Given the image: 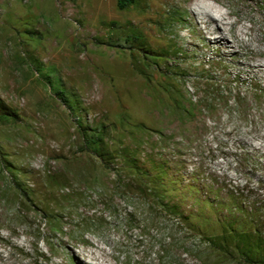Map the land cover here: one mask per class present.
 <instances>
[{
	"label": "rangeland",
	"instance_id": "1",
	"mask_svg": "<svg viewBox=\"0 0 264 264\" xmlns=\"http://www.w3.org/2000/svg\"><path fill=\"white\" fill-rule=\"evenodd\" d=\"M205 4L234 23L220 51L196 26ZM252 27L261 40L255 53L234 39ZM165 77L173 93L160 88ZM257 86L264 88V0H141L127 12L117 0H0V264H99L97 245L117 264H239L153 203L140 178L149 182V171L171 164L169 176L187 186L203 170L217 202L236 187L254 210L264 199ZM239 96L248 124L233 118ZM170 99L193 103L195 119L183 126ZM101 131L115 153L104 167L92 150ZM123 148L136 169L123 165ZM204 181L199 201H216ZM197 206H182L193 213L188 225L209 230L195 217L208 218L209 209Z\"/></svg>",
	"mask_w": 264,
	"mask_h": 264
},
{
	"label": "trees",
	"instance_id": "2",
	"mask_svg": "<svg viewBox=\"0 0 264 264\" xmlns=\"http://www.w3.org/2000/svg\"><path fill=\"white\" fill-rule=\"evenodd\" d=\"M140 3L141 0H117V7L120 12H127L131 8L139 6ZM150 58L161 59V57L156 56H149V59ZM155 65L158 64L155 63ZM149 68H151L150 63ZM166 78L167 77L163 80V85L161 84L160 88L162 89L165 87L164 92L173 93L174 84L170 78ZM238 80H240V78L239 76H236L233 83L235 82L236 84ZM257 87L258 89H255L254 95L262 97L264 88H259V86ZM170 100L172 101L170 114L172 111L175 112V117L181 119V124L183 126L195 119L196 111L193 103L184 100V103L177 105L176 101L172 99ZM232 108L234 109L232 112L234 119L236 117L241 121L240 123H247L246 121H251L245 111L242 97L239 96L234 98ZM116 129L119 128L116 126ZM101 132V137H99V135L93 136L92 150L97 154L102 166L104 167L105 165L109 166L113 161H115V153L111 151V147L108 143L106 144L103 139H106L105 131ZM162 133L163 132H158L160 135ZM149 134L152 135L151 129H149ZM187 139L190 141L189 138ZM127 150L123 148L119 152L123 165L128 168L136 169L138 166L136 159L135 157H132ZM245 161L249 164L246 159ZM149 162H152L150 157ZM170 166L171 164L169 166H164L160 163V165H157V170L152 169L149 171V182L144 177L140 178V182L143 184L142 186L149 183V197L152 198L153 203L156 205H162L163 208H166V213L171 217L186 222L188 228L195 232L199 236L200 240L208 244L209 248L217 255L222 256V258L229 259L230 261H234L239 264H264V199L255 205L254 210L252 209L249 211L246 207L247 203L242 201V192L244 190L234 187L228 191L229 194L226 200L217 202L215 192L218 191V189L216 191L213 190V183L210 179L205 178L203 170L200 171L197 169L192 174V182H190L187 186H183L181 185L180 179H175L174 177L169 176L168 172L171 169ZM139 171L142 172L141 169H139ZM138 174L142 175V173ZM201 180H206L203 182V189L209 186L207 193L215 196L216 201L210 202L207 199L206 201H199L198 196L200 192L197 189L196 184ZM15 183L17 184L18 182ZM17 186L19 189L18 191H21L19 193V197L25 198V194L27 193L22 191L20 185ZM126 194H130V192H127ZM174 199L178 200V202L173 203ZM186 201H193L195 205H198L197 208L202 206L200 210H204L205 208L209 209L208 218L204 217L203 212H198L195 215L196 221H198V219H202L204 223L211 224L212 227L209 228V230L203 231L204 227L202 226L204 225L199 223H196L194 226L188 225L193 213L187 214V212L182 210V206ZM212 217L216 219L213 220Z\"/></svg>",
	"mask_w": 264,
	"mask_h": 264
},
{
	"label": "bare ground",
	"instance_id": "3",
	"mask_svg": "<svg viewBox=\"0 0 264 264\" xmlns=\"http://www.w3.org/2000/svg\"><path fill=\"white\" fill-rule=\"evenodd\" d=\"M201 10L203 11H207L208 13H206L204 15V19L201 23H197L196 22V26L200 27V26H204L205 31L206 32H201V37L203 38V40H208L211 44H216L219 45V51L221 49L227 48V44H228V38L227 35L230 34L231 32H233L234 29V23H230L229 22V15L230 14H222L219 13V19L215 18L214 16H212L210 13H213V9L210 5L205 4L201 7ZM210 12V13H209ZM228 17V18H227ZM196 19V18H195ZM196 21V20H195ZM214 26V29L212 30L211 27ZM230 28V29H229ZM230 30V31H229ZM260 33H263L262 29L259 30ZM257 31L255 30L254 27L250 28L249 30H245L242 29L241 31H236L234 32L235 37L234 39L236 41L239 42V44H243L245 45V47L248 49V52L250 53H255L254 50L252 49V44L255 43L258 46L261 45V40L259 39V37L257 36ZM246 36L248 37L247 40L245 39H241V36ZM219 36V37H218ZM261 53V52H260ZM20 147V146H19ZM23 147V146H22ZM25 147V146H24ZM28 147V146H27ZM20 151V150H19ZM2 214V212H1ZM2 218V217H1ZM16 222V221H15ZM19 232V231H18ZM25 232V231H24ZM157 234V233H156ZM161 236V235H160ZM4 237V236H3ZM37 243V241H35ZM1 243V242H0ZM21 243V242H20ZM24 243V242H23ZM26 244V243H25ZM96 244V243H95ZM7 245V244H6ZM5 245V246H6ZM32 245V244H31ZM22 247V246H21ZM30 247V245H29ZM16 248V247H15ZM12 249V248H11ZM34 249V248H33ZM97 251L99 252V256L96 257L97 258V262L100 264V259L104 258V262H106V264H117L114 262H117L116 258L107 253L105 251V249H102L99 245H97ZM14 252V251H13ZM32 252V251H31ZM30 252V253H31ZM18 253V252H16ZM182 255V253H181ZM9 257V256H8ZM36 257V256H35ZM185 259V258H184ZM188 260V259H187ZM185 260V262L187 264H194L191 263L189 261ZM12 261V259L10 260ZM23 261V260H22ZM21 261V263H22ZM113 262V263H110ZM15 262V261H14ZM19 263V262H18ZM13 264V263H12ZM26 264V263H25ZM30 264V263H29Z\"/></svg>",
	"mask_w": 264,
	"mask_h": 264
}]
</instances>
